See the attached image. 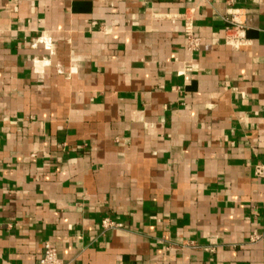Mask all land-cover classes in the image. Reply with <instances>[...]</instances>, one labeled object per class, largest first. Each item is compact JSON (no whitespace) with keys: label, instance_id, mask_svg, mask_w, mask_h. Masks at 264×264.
I'll list each match as a JSON object with an SVG mask.
<instances>
[{"label":"crops","instance_id":"0c3cea01","mask_svg":"<svg viewBox=\"0 0 264 264\" xmlns=\"http://www.w3.org/2000/svg\"><path fill=\"white\" fill-rule=\"evenodd\" d=\"M235 8L239 47L225 0H0V264H264V0Z\"/></svg>","mask_w":264,"mask_h":264},{"label":"built area","instance_id":"2783aa9c","mask_svg":"<svg viewBox=\"0 0 264 264\" xmlns=\"http://www.w3.org/2000/svg\"><path fill=\"white\" fill-rule=\"evenodd\" d=\"M227 5L229 6L231 12L226 18L227 22L231 25V27L236 30L238 35L228 36L227 42L234 47H239L246 43V39L244 36V25L239 21V14L236 12L235 5L237 0H225ZM185 31L188 39V46L190 50H196L201 45V39L196 36L193 30V24L191 19H186ZM255 174L257 177L264 178V165L259 164L255 167ZM103 226L105 228H117L121 227L122 224L115 223L109 218H105L103 220ZM258 235L254 234L252 236V241L258 239ZM40 264H66L64 260L59 256L58 251L55 247H53L49 242L45 244L44 253L40 260Z\"/></svg>","mask_w":264,"mask_h":264}]
</instances>
